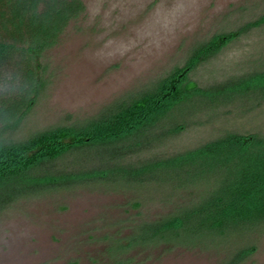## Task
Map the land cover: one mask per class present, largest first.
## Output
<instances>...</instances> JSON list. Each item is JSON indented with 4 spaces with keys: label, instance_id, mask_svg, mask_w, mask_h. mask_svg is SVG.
Listing matches in <instances>:
<instances>
[{
    "label": "rangeland",
    "instance_id": "rangeland-1",
    "mask_svg": "<svg viewBox=\"0 0 264 264\" xmlns=\"http://www.w3.org/2000/svg\"><path fill=\"white\" fill-rule=\"evenodd\" d=\"M80 1L78 17L34 52L40 91L16 126L0 124V143L88 126L186 69L202 45L219 49L185 74L180 102L155 125L113 151L74 150L32 173L107 176L0 207V264H228L241 247L233 233L223 245L129 241L141 240L142 225L217 189L239 166L255 170L248 165L254 157L224 158L232 172L219 159L193 156L184 166L177 159L229 135L264 139V91L237 88L264 74V0ZM252 238L255 250L241 264H264V229Z\"/></svg>",
    "mask_w": 264,
    "mask_h": 264
},
{
    "label": "trees",
    "instance_id": "trees-1",
    "mask_svg": "<svg viewBox=\"0 0 264 264\" xmlns=\"http://www.w3.org/2000/svg\"><path fill=\"white\" fill-rule=\"evenodd\" d=\"M82 11L80 0H0V124L16 126L19 118L34 106L41 88L34 52L57 39ZM218 49L215 43L202 45L186 69L162 80L146 95L108 109L88 126L57 128L24 142L0 143V207L25 195L104 179L107 175L93 172L39 177H32V173L74 150L96 146L113 151V145L155 125L170 106L180 102L183 92L178 86L185 74ZM240 83L239 89L248 86L253 91H264V74ZM188 87L193 90L195 84ZM222 94L218 91L216 97ZM193 156L219 159V166L230 172L234 164L224 158L254 157L248 165L256 168L239 166L236 174L223 180L217 189H209L196 203L165 219L142 225L138 230L141 240L135 236L129 245L201 241L223 245L233 233L238 238L235 244L241 247L228 264H241L255 250L252 237L264 229V139L229 135L177 159V164L184 166Z\"/></svg>",
    "mask_w": 264,
    "mask_h": 264
}]
</instances>
